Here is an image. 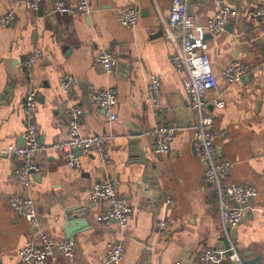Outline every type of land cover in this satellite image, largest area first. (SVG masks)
Masks as SVG:
<instances>
[{
	"label": "crops",
	"instance_id": "crops-1",
	"mask_svg": "<svg viewBox=\"0 0 264 264\" xmlns=\"http://www.w3.org/2000/svg\"><path fill=\"white\" fill-rule=\"evenodd\" d=\"M22 1L0 0V18L16 12L13 25H0V264H25L20 253L33 233L30 223L9 206L11 196L23 190L14 177L17 160L5 154L24 140L23 106L30 85L38 91L36 123L46 147L36 160L42 170L32 174L30 195L44 231L56 240L73 239L77 249L73 260L56 256L52 264H107L108 246L121 240L125 246L121 264L148 260L201 264L198 252L204 247L235 249L245 264L258 256L264 264V36L253 15L264 0H191L189 4L200 26L221 7L234 12L225 32L206 39L218 80L208 100L225 102L223 109L210 104L218 155L232 164L229 181L258 190L238 226L221 221L215 187L204 178L196 158L194 117L184 92V76L171 62L180 44L169 31L171 0H90L94 8L90 15L55 14L54 0H42L40 12L29 13ZM67 4L76 8L78 0H67ZM121 9L139 11L135 30L119 22ZM36 48L42 50V57L29 82L24 62ZM102 48L117 59L111 75L96 63ZM234 61L249 67L245 75L249 77L230 85L222 72ZM64 74L76 79L70 96L60 87ZM155 74L161 78L159 108L148 93L150 76ZM109 87L118 94L113 122L93 101L97 90ZM72 107L83 110L82 134L110 138L109 166L96 153H78L81 170L73 169L55 150L54 144L69 136L67 114ZM156 125L177 130L166 156L154 153L150 132ZM102 179L116 184L118 195L132 210L125 231L116 221L108 225L96 221L105 207L89 200V190ZM76 208L88 209L90 227L68 235L66 216ZM160 220L167 223L165 236L154 229Z\"/></svg>",
	"mask_w": 264,
	"mask_h": 264
},
{
	"label": "built area",
	"instance_id": "built-area-1",
	"mask_svg": "<svg viewBox=\"0 0 264 264\" xmlns=\"http://www.w3.org/2000/svg\"><path fill=\"white\" fill-rule=\"evenodd\" d=\"M191 0H171L169 14V31L180 39L179 48L171 57L173 68L184 76V92L189 101V111L194 117L193 140L196 158L202 164L204 178L215 187L218 197V209L221 221L224 224L238 226L246 216L247 204L258 195L256 187L251 185H239L229 181L232 164L223 161L218 155L216 137L212 132L214 115L210 112V104L215 108L223 109L225 102L221 98L208 96L218 88V80L208 56V35H219L225 32L232 15V8L221 7L216 15L205 26L196 23L195 18L189 12ZM42 0H23L22 8L29 13H38L41 10ZM53 12L55 14L72 15L81 12L90 15L94 12L90 0H78L76 8L67 4V0H54ZM262 35L264 36V3L254 12ZM119 22L130 30H135L140 13L135 9H121L117 13ZM16 21L14 10L7 12L0 18V25L4 28L13 25ZM42 57V50L36 48L25 60L24 69L26 79L34 80L35 68ZM97 65L108 75L114 73L117 59L109 50L100 49L95 57ZM249 72V67L241 61H234L222 72L224 80L230 84L241 82ZM76 86V79L71 74H64L60 78V87L64 95L70 96ZM148 93L156 108H159L161 96V78L155 74L150 76ZM93 101L97 107L104 111L106 119L116 121V110L119 105L117 91L112 88L97 90L93 94ZM39 104L37 89L29 86L23 113L27 119V128L23 145L10 147L5 154L17 160L14 169V177L23 194L11 196L8 203L14 213L28 221L33 233L21 250L20 257L25 264H52L56 256L73 260L76 257V245L74 240H56L42 228L36 203L30 195L32 187V171L39 172L42 165L37 163V158L43 155L46 147L39 139V127L36 123V115ZM83 110L80 107H72L67 114L68 138L54 144L55 150L64 156L70 168L81 170V160L78 151L82 153H96L104 166L111 164L110 138L104 135H84L81 133L80 120ZM176 128L169 125H156L152 128L150 136L154 141V153L157 156H166L170 152V144L176 136ZM3 150L0 149V156ZM89 200L94 204L103 205L104 210L97 216L96 221L108 225L116 221L122 231L129 226L131 208L127 202L118 195L117 186L110 179H102L94 183L89 190ZM169 205H173L171 198L167 199ZM155 232L165 236L167 223L163 220L154 226ZM125 254V246L121 241L111 243L108 246L106 263L121 264ZM201 264H245L240 255L231 249L225 250L204 247L198 252ZM137 264H152V260L139 261ZM176 264H182L177 262Z\"/></svg>",
	"mask_w": 264,
	"mask_h": 264
},
{
	"label": "water",
	"instance_id": "water-1",
	"mask_svg": "<svg viewBox=\"0 0 264 264\" xmlns=\"http://www.w3.org/2000/svg\"><path fill=\"white\" fill-rule=\"evenodd\" d=\"M233 1H238V0H233ZM210 35L207 36V38L209 37ZM245 77H249V75L245 76ZM244 77V78H245ZM243 78V79H244ZM211 107H209L210 109ZM137 133V132H136ZM138 135V133H137ZM24 142V140H23ZM23 142L21 144V146L23 145ZM195 151V149H194ZM78 153H82L81 151H78ZM36 171L33 170L32 171V174H35ZM87 214H88V209L87 208H76L70 212H68V215L66 216V221L68 222L69 224V229H67V234L70 235V234H73L77 231H81V232H84V231H87L89 229H87L89 226V223H88V220H87ZM234 232V231H233ZM71 237V236H70ZM73 238V237H72ZM71 239V238H70ZM73 240V239H71ZM219 249V248H218ZM222 250V249H221ZM246 264H262V262H260V257H256L255 259L253 260H250L248 262H246Z\"/></svg>",
	"mask_w": 264,
	"mask_h": 264
}]
</instances>
